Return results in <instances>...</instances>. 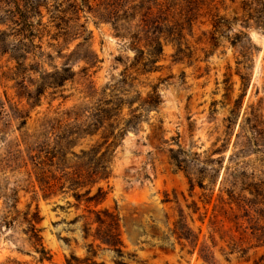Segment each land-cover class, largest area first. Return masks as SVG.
<instances>
[{"label": "rangeland", "instance_id": "rangeland-1", "mask_svg": "<svg viewBox=\"0 0 264 264\" xmlns=\"http://www.w3.org/2000/svg\"><path fill=\"white\" fill-rule=\"evenodd\" d=\"M67 2L40 1L35 56L17 65L0 51V264H67L70 255L105 264H264V0H203L183 45L190 58L173 60L176 47L163 42L154 63L143 42L135 62L138 53L108 22ZM207 10L232 21L214 48L203 42L212 28ZM14 41L6 36L2 46ZM64 64L74 78L49 84L45 73ZM154 89L157 103L143 104ZM117 91L120 117L129 108L138 117L109 146L106 178L87 184V160L60 154L72 143L76 152L105 150L101 135L111 128L104 122L90 139L63 144L45 121ZM72 172L83 187L65 180ZM98 186L97 204L74 196ZM111 231L121 252L97 238ZM41 248L49 260H39Z\"/></svg>", "mask_w": 264, "mask_h": 264}, {"label": "trees", "instance_id": "trees-1", "mask_svg": "<svg viewBox=\"0 0 264 264\" xmlns=\"http://www.w3.org/2000/svg\"><path fill=\"white\" fill-rule=\"evenodd\" d=\"M40 1L0 0V25H6V29H0V51L7 53L8 50L10 53L9 57L15 59L17 65L22 64L20 59L24 60L27 54L35 56V51L40 48V45L34 44L33 42V38L41 31L40 18L34 20V18L40 17V6H42ZM67 1V7H70L73 11H77V9L83 10L86 7L88 12H91L96 19L95 23L102 21L108 22L115 36L122 41H126L138 53V56L134 58L135 62L143 58L142 56L145 51L144 47L142 48L140 45L143 42L147 53L145 59L149 63H154L161 55L163 42H169L176 47L173 60L182 61L184 57L190 58L192 54L191 50L189 49L188 52L190 55L185 53L188 45L184 47L183 45L187 44V35L193 36V26L198 16H200L198 11L203 4V0H97L95 6H92L89 0H80V3H77L76 0ZM245 6H247V3H244L243 7L245 8ZM55 10L61 13L66 12V9L61 8H55ZM56 14L55 17L60 18L59 14ZM203 14V16L208 17V21L212 27L207 32H202L203 34L208 33V36L205 37L203 42L210 43L214 48L217 44L216 33L222 32L229 27L232 21L216 11L210 12L207 10ZM240 33L245 35L242 31ZM9 35L13 36L15 41L11 44L10 49H5L2 43L4 42V37ZM196 41L202 42L201 38H198ZM236 41L237 39L234 37L231 43L234 44ZM203 51L205 54L209 52L205 49ZM87 60L89 63L95 62L96 56L93 54V61L91 58ZM33 70L35 71V69ZM45 75L49 76V79L52 78L49 84L60 86L64 81L73 79L75 72L71 70V67L64 64L60 70L56 69L51 73H45ZM85 88L88 95L95 92L90 82ZM158 100L159 96L155 89L141 99L142 103L148 106H153ZM122 104V96L118 95L117 91V93L97 100L92 105L82 108L77 107L74 110L66 111L65 119L63 117L51 118L45 121L52 133L53 131H58L56 135L57 143L63 144H68L72 139L76 138L84 139L88 137L90 139L98 134L99 130L104 126V122L111 128L107 134L101 135L103 139L102 143L106 147L105 150H95L94 147L89 149L80 147L78 152H76L72 149L76 144L72 143L68 147L65 145L68 151L60 154L62 160L66 158L67 153L77 159L83 158L87 160L88 169L86 171V178L87 182H90L87 184H93L100 179L106 178L107 169L111 162L110 158L107 157V155H111L108 151L109 146L115 141L116 136L123 133L125 126L132 123L133 119L138 117L134 113L136 108H129V117L126 119L120 117ZM117 118L122 120V126L118 125L120 122ZM45 146L46 152L53 158L55 155L52 154V150L47 145ZM37 180L48 182L40 178ZM65 180L72 182L70 184L74 185L75 188L84 186L80 183L79 173L77 172L68 173ZM89 192L90 187H87L83 193L75 191L74 196L77 200L85 196L86 202L93 201L97 204L101 200V197L99 195L97 196L98 193L102 192L101 187H97L95 194L88 195ZM99 211H95V222L98 223V226H101L105 219L100 216ZM28 223L33 236L37 239L36 229L34 227L36 223L35 217L29 218ZM118 235L117 232L111 231V237L97 238L117 252H121ZM178 237L180 236L178 235ZM39 252V260L50 259V254L45 249L41 248ZM66 262L67 264H105L103 261H92L88 257L78 259L74 255H70L66 259Z\"/></svg>", "mask_w": 264, "mask_h": 264}]
</instances>
